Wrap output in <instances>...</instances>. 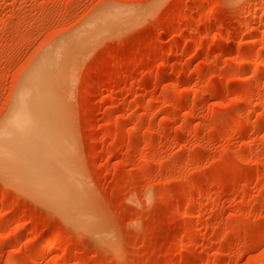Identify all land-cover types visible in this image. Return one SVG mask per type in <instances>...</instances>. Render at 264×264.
Returning <instances> with one entry per match:
<instances>
[{
	"label": "rangeland",
	"instance_id": "1",
	"mask_svg": "<svg viewBox=\"0 0 264 264\" xmlns=\"http://www.w3.org/2000/svg\"><path fill=\"white\" fill-rule=\"evenodd\" d=\"M39 70L72 195L0 173V264H264V0H0L4 147Z\"/></svg>",
	"mask_w": 264,
	"mask_h": 264
},
{
	"label": "bare ground",
	"instance_id": "2",
	"mask_svg": "<svg viewBox=\"0 0 264 264\" xmlns=\"http://www.w3.org/2000/svg\"><path fill=\"white\" fill-rule=\"evenodd\" d=\"M111 11H113V10L108 11L107 14L102 13L103 15L96 18V20L92 21L90 24H87L82 29V31H80V33L77 35L78 38H76V36H75L76 41L73 39V41H75V43L77 42V44H75V45H78V39L81 37L94 35L93 34L94 32L96 34L97 31H99V30L101 31L104 28L106 29V27H108V30L110 32V29H113L114 25L116 23L125 21V20H123L125 17L121 18L120 16L112 14ZM109 12H111V13H109ZM110 26H112L113 28ZM109 27H110V29H109ZM115 29L116 28H114L113 30L115 31ZM90 40L91 39H89V41ZM68 42H70V40ZM68 42L66 45H68ZM82 42L80 41L79 43H81V45H82ZM85 42H87V41H85ZM66 47L67 46H65V48ZM58 48H59V46H58ZM60 50L57 49L56 51H60ZM58 53H60V52H58ZM51 55H54V53H51ZM51 60H54L52 58V56L46 55L45 59L43 60V67L48 66V64H49V62H51ZM65 63H66V61H65ZM65 63L64 64L60 63V66H59V68H57V70H59L60 67H62V65H63V68H65V65L67 64V63L66 64ZM37 65H38V63H37ZM37 65L35 64L36 67H37ZM54 68H55V66H54ZM63 68H61V70H65ZM35 69H37V68H35ZM32 70H34V69H32ZM42 70L46 71L47 68L42 69ZM61 70H59L60 74H62ZM51 74H53V73H51ZM28 75H30L29 72H28ZM58 77H60V76H58ZM58 80H60V79H58ZM30 81H31V83L35 84L33 86H36V85L38 86V90L37 91L34 90L35 93L34 94L32 93L33 96H31V92H29L30 89H29V91L28 90H25L23 92L19 91V92H21V94L18 95L20 97L17 96V98H19V102H21L20 109H19V111L17 110L18 108L15 109V110H17V114L14 116H11L14 118V121H13L14 124L11 125V127L12 126L14 127V130H13V128H12V130L10 128V130L13 132H9L6 134L7 131L5 129H7V128H5L3 132L6 131L5 134L7 137H5L1 134L3 137H5V140H6V138H7V141L9 140V142L11 143V146L9 145V147H4V146H2V144L0 145V147H1L0 148V173L1 174L6 173L7 178L10 176H12V177L15 176L14 178L23 177L26 180V181H24V182H26V185L29 183V185L31 186L30 188H33L36 191V193H39L42 197L43 196L47 197L51 201V202L49 201L50 203L56 204V206L58 204L59 205L58 208H60V207L63 208L62 205L64 204V202L68 198V195L70 193H72L71 189H70V191H68L69 189H67L68 183L70 181L66 182L67 181L66 178L58 179L57 177H55L52 173V170H51V168L54 165L50 166L48 164V161L51 158L53 159L54 156L59 154L58 153L59 151H57L58 148L56 149L55 146H53V142H54L53 133L49 132L55 128V117H56L55 115H56V113L54 112V109L56 108L55 102H56V104H58V103L56 100H54V98H55L54 95L48 94V91H49L48 89H50L52 85H51L50 80L47 81V77L44 76V74L41 70L36 71L34 74H31L29 82ZM29 82H27V83H29ZM60 82H61V80H60ZM31 83H29V84H31ZM22 86H25V83H24V85L22 84ZM27 87L30 88V85L23 87L22 90L24 88L27 89ZM19 90H21V87ZM51 90L52 89H50V91ZM19 92H18V94H19ZM51 92H53V91H51ZM30 96L32 97V102L30 101L31 100ZM56 109L58 110V108H56ZM13 113H14V111H13ZM13 122H10V123L12 124ZM3 124H5V123H3ZM3 127H5V125H3ZM3 142H5V141H3ZM7 174L10 176H8ZM2 175H4V174H2ZM14 182H16V181H14ZM70 195H72V194H70ZM37 196H39V195L37 194ZM72 197H75V195ZM72 200L75 201V198ZM66 202H68V201H66ZM69 204L70 203H68V205L66 204L67 205L66 207H68ZM66 207H64V208L67 209ZM72 208L73 207H70V208L68 207V209L72 210V212H73ZM68 209H67V211H68ZM74 209H75V207H74ZM62 210L63 209H61L60 212L64 213L65 211H62ZM75 213H76V211H75ZM71 214H74V212ZM71 214L69 213L66 216L71 215ZM76 214H78V213H76ZM72 216L71 217L68 216L70 218V220L73 221L74 218H75V220L77 219L76 218L77 215L75 217L74 216L72 217ZM80 216H84V215L82 214ZM71 218H73V219H71ZM82 219L85 220V218H82ZM76 221H78V224H79V220H76ZM80 221H82V220H80ZM82 224L81 225L79 224V225L82 227ZM85 228H87V226ZM50 243L52 244L53 241H51Z\"/></svg>",
	"mask_w": 264,
	"mask_h": 264
}]
</instances>
